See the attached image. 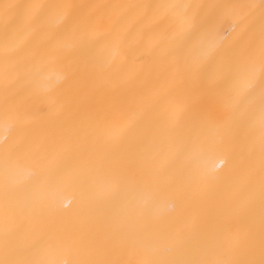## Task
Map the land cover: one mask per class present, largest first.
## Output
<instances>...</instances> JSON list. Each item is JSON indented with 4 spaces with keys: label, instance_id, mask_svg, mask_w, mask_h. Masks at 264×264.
<instances>
[{
    "label": "bare ground",
    "instance_id": "6f19581e",
    "mask_svg": "<svg viewBox=\"0 0 264 264\" xmlns=\"http://www.w3.org/2000/svg\"><path fill=\"white\" fill-rule=\"evenodd\" d=\"M0 264H264V0H0Z\"/></svg>",
    "mask_w": 264,
    "mask_h": 264
}]
</instances>
